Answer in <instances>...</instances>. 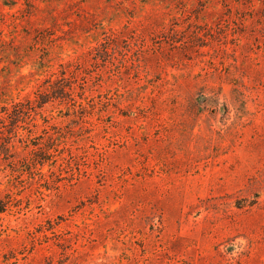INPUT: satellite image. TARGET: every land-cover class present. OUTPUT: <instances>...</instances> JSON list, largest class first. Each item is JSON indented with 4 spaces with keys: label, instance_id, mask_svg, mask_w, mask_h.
<instances>
[{
    "label": "rangeland",
    "instance_id": "1",
    "mask_svg": "<svg viewBox=\"0 0 264 264\" xmlns=\"http://www.w3.org/2000/svg\"><path fill=\"white\" fill-rule=\"evenodd\" d=\"M5 96L0 264H264V0H0Z\"/></svg>",
    "mask_w": 264,
    "mask_h": 264
},
{
    "label": "trees",
    "instance_id": "2",
    "mask_svg": "<svg viewBox=\"0 0 264 264\" xmlns=\"http://www.w3.org/2000/svg\"><path fill=\"white\" fill-rule=\"evenodd\" d=\"M62 73H63V75H64V74H65V71H63ZM62 77L64 78V76H62ZM5 95H6V94H5ZM6 100H7V101H6ZM8 100H10V101L13 102V100H11V98L5 96V98H1V99H0V103H1V102H4L5 104H7V103H9ZM2 109H3V110H6V106H5V105L2 106ZM7 205H8V201H7V202H4L3 200H0V213L4 212V211L6 210Z\"/></svg>",
    "mask_w": 264,
    "mask_h": 264
}]
</instances>
